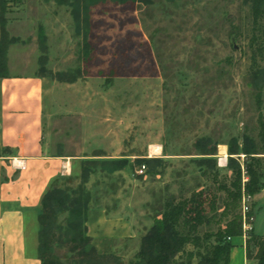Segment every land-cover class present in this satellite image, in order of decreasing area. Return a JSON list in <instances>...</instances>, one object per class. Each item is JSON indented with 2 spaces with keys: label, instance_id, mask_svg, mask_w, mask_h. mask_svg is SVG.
I'll list each match as a JSON object with an SVG mask.
<instances>
[{
  "label": "rangeland",
  "instance_id": "1",
  "mask_svg": "<svg viewBox=\"0 0 264 264\" xmlns=\"http://www.w3.org/2000/svg\"><path fill=\"white\" fill-rule=\"evenodd\" d=\"M5 14L3 74L43 78L49 152L74 161L73 170L59 176L61 184L83 186L92 195L90 209L121 214L134 226L131 238L93 239L99 253L117 255L125 264L136 261L141 237L171 196L180 201L212 190L223 204L220 187L231 183L233 173L228 160L221 166L219 150L233 137L261 145L264 84L259 87L254 74L264 68V15L254 21L252 0L100 3L91 12L87 60L68 4L8 0ZM203 137L218 143L217 168L206 175L198 164ZM153 146L161 152L152 153ZM258 156L264 168V155ZM235 157L248 181L249 158ZM145 159L151 161L138 173ZM247 203L256 230L264 232V192ZM224 222L204 225L199 234L215 232ZM39 232L38 216L29 223L32 251ZM216 243L212 237L201 248L189 244L187 251L196 254ZM68 253L56 248L63 261ZM198 261L195 256L192 263Z\"/></svg>",
  "mask_w": 264,
  "mask_h": 264
},
{
  "label": "trees",
  "instance_id": "2",
  "mask_svg": "<svg viewBox=\"0 0 264 264\" xmlns=\"http://www.w3.org/2000/svg\"><path fill=\"white\" fill-rule=\"evenodd\" d=\"M71 7V14L75 23V31L83 35L84 43L82 56L87 60L91 54L92 45L87 40L91 31L92 8L100 3L113 1L116 3H136L150 6L155 0H57ZM8 0H0V74H3L7 65L8 22L6 14ZM254 21L257 22L264 15V0H252ZM256 41L253 38V43ZM259 70V71H258ZM254 74L256 82L261 87L264 84V68ZM260 142L248 136L242 142L236 137L227 143L229 159L228 168L233 177L230 184L221 185L220 189L226 193L222 205L212 190H199L189 199L178 201L175 196L166 199L161 209L155 214L153 223L141 237L140 248L136 255L137 260L129 264H193L195 256L199 257L197 264H229L232 244L230 238L244 233V217L242 205L244 194L251 196L259 194L264 189V168L260 154L264 155V117L260 119ZM197 148L202 157L198 164L203 175L217 168L215 155L218 143L212 145L209 137L198 140ZM244 154L248 181H244L243 168L235 155ZM63 155V154H59ZM145 159L139 165L149 163ZM88 162V161H87ZM86 162V163H87ZM147 162V163H146ZM66 181L71 182L72 178ZM92 199L90 192L83 186L73 188L68 184H61L60 177L53 179L42 198V210L39 215L40 232L37 249L42 264H125L114 254H101L92 244L93 238L87 233V213ZM222 210V211H220ZM65 215L64 223L60 222ZM250 216L255 217L251 209ZM217 231H209L204 236L199 230L204 225L221 223ZM215 237L216 244L207 245L205 251H187V246L193 244L197 248L204 247ZM57 247L68 248L65 254L66 261L56 255ZM247 257L256 264H264V236L256 234L252 229L247 234Z\"/></svg>",
  "mask_w": 264,
  "mask_h": 264
},
{
  "label": "crops",
  "instance_id": "3",
  "mask_svg": "<svg viewBox=\"0 0 264 264\" xmlns=\"http://www.w3.org/2000/svg\"><path fill=\"white\" fill-rule=\"evenodd\" d=\"M44 84L33 74H0V264H42L37 250L29 248V223L40 215L53 179L73 170V159L49 152ZM222 154L219 150L225 166L228 157L223 162ZM86 225L93 239L135 235L129 218L111 216L105 208L89 209ZM253 230L264 236L254 224ZM246 240L245 232L230 238L229 264H256L247 257Z\"/></svg>",
  "mask_w": 264,
  "mask_h": 264
},
{
  "label": "built area",
  "instance_id": "4",
  "mask_svg": "<svg viewBox=\"0 0 264 264\" xmlns=\"http://www.w3.org/2000/svg\"><path fill=\"white\" fill-rule=\"evenodd\" d=\"M145 169L146 166L145 165H141L140 168L137 170L138 173H145ZM252 198L251 195L249 194H244V198H243V205H242V214L244 217V232L246 234H248L252 229H253V222L255 217L254 216H250L249 213L252 209L251 205L247 203V201Z\"/></svg>",
  "mask_w": 264,
  "mask_h": 264
},
{
  "label": "bare ground",
  "instance_id": "5",
  "mask_svg": "<svg viewBox=\"0 0 264 264\" xmlns=\"http://www.w3.org/2000/svg\"><path fill=\"white\" fill-rule=\"evenodd\" d=\"M152 153H160L161 152V147L160 146H153L152 147ZM223 155H221L222 156V161L224 162V161H226V157H227V154H226V152H224V150H223ZM221 160V159H220Z\"/></svg>",
  "mask_w": 264,
  "mask_h": 264
}]
</instances>
